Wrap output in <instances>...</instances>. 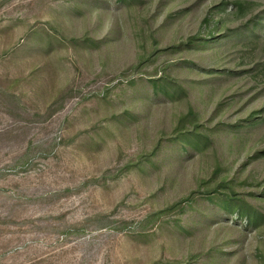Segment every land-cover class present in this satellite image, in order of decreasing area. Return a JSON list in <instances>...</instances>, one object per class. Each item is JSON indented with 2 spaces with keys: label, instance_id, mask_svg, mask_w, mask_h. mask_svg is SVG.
I'll list each match as a JSON object with an SVG mask.
<instances>
[{
  "label": "rangeland",
  "instance_id": "374dc122",
  "mask_svg": "<svg viewBox=\"0 0 264 264\" xmlns=\"http://www.w3.org/2000/svg\"><path fill=\"white\" fill-rule=\"evenodd\" d=\"M263 12L0 0V264H264ZM190 109L199 149L173 141ZM223 181L258 227L205 199Z\"/></svg>",
  "mask_w": 264,
  "mask_h": 264
},
{
  "label": "trees",
  "instance_id": "16d2710c",
  "mask_svg": "<svg viewBox=\"0 0 264 264\" xmlns=\"http://www.w3.org/2000/svg\"><path fill=\"white\" fill-rule=\"evenodd\" d=\"M118 1H125L126 0H118ZM259 27L264 29V12L251 20L250 25L246 27L248 32L255 35L256 32L259 30ZM209 35L211 39H220L225 34H218L215 36L213 32H210ZM239 31H232L229 34V37L237 35ZM227 35V34H226ZM192 41V38L189 39ZM142 59V58H141ZM150 82L153 85L154 91L160 95L175 97L178 91H185L179 83L177 84L175 81L173 82L170 77H167L165 74L163 76H159L157 78H150ZM193 119V124H191L192 128H183L178 131L179 135L173 137V141L177 142L181 145L182 148H186L187 146H191L194 149H199L204 145V140L208 139L207 134L202 133L199 131V124L196 123L197 116L193 113L192 109H190L188 117L182 118L181 123H185L187 119ZM177 131V132H178ZM176 132V133H177ZM208 142V141H207ZM221 187H226L229 191H220L219 188L214 189L215 191H209L206 194V200L210 203H216L219 206V209L224 213V216H228L231 218H236V221H239L242 224V221H246V225H253L258 227L260 223V214L256 209L251 206L243 197L240 198L232 188L227 187L226 181H223L220 185Z\"/></svg>",
  "mask_w": 264,
  "mask_h": 264
}]
</instances>
